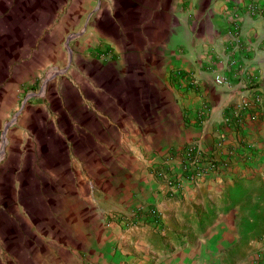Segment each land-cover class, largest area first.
<instances>
[{"label": "crops", "instance_id": "obj_1", "mask_svg": "<svg viewBox=\"0 0 264 264\" xmlns=\"http://www.w3.org/2000/svg\"><path fill=\"white\" fill-rule=\"evenodd\" d=\"M112 7L83 28L92 65L67 134L78 159H58L48 172L58 221L34 243L19 236L6 264H201L204 249L219 248L233 233L235 216L222 212L228 203L220 198L228 200L236 182L264 177V0ZM108 49L117 55L102 62ZM192 142L214 167L169 193L168 180L149 172L164 167L181 176ZM80 168L93 184L102 175L103 198L88 197L92 187L75 179ZM149 204L158 210V228L106 221Z\"/></svg>", "mask_w": 264, "mask_h": 264}, {"label": "rangeland", "instance_id": "obj_2", "mask_svg": "<svg viewBox=\"0 0 264 264\" xmlns=\"http://www.w3.org/2000/svg\"><path fill=\"white\" fill-rule=\"evenodd\" d=\"M146 2L0 0V264H6L20 240L25 243L24 236L34 243L41 231L50 232L58 221L56 185L48 172L58 159H78L69 154L67 134L72 130V106L82 110L77 91H83L92 65L85 23L101 17L106 4L128 10ZM174 2L178 9L190 4L170 0ZM93 50L99 55L97 48ZM101 55L102 62H111L117 54L108 49ZM152 169L149 173L154 175ZM86 172L80 168L75 176L86 190L92 187L86 196L103 198L102 175L93 184ZM71 175V170L64 171L65 178ZM255 180L253 185L236 182L225 194L228 200L220 198L228 203L222 212L235 216L233 233L219 242V248L204 249L201 264H264V177ZM59 192L66 205V193ZM114 214L106 216L108 223Z\"/></svg>", "mask_w": 264, "mask_h": 264}, {"label": "built area", "instance_id": "obj_3", "mask_svg": "<svg viewBox=\"0 0 264 264\" xmlns=\"http://www.w3.org/2000/svg\"><path fill=\"white\" fill-rule=\"evenodd\" d=\"M216 85L223 84V78L220 76H215L213 78ZM246 104H243L239 109H244ZM239 114V111L237 112ZM237 114V115H238ZM185 161L182 165V172L179 178L172 176L168 172L169 169L160 167L154 170V175L160 178H166L169 182V193H176L181 188L182 181L194 182L202 178V176L207 173V171L212 170L214 167V162L207 158L206 162H202V154L197 149L195 143H188L184 150ZM110 222L113 224H122L125 226H134L139 224H149L155 228L159 226V213L158 210L153 205H147L146 207H137L131 212L125 213H116L110 218Z\"/></svg>", "mask_w": 264, "mask_h": 264}]
</instances>
